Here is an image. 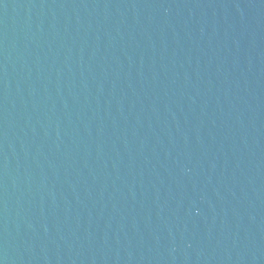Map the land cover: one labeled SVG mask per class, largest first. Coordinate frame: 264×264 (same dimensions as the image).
I'll use <instances>...</instances> for the list:
<instances>
[{
	"label": "water",
	"instance_id": "1",
	"mask_svg": "<svg viewBox=\"0 0 264 264\" xmlns=\"http://www.w3.org/2000/svg\"><path fill=\"white\" fill-rule=\"evenodd\" d=\"M0 264H264V0H0Z\"/></svg>",
	"mask_w": 264,
	"mask_h": 264
}]
</instances>
